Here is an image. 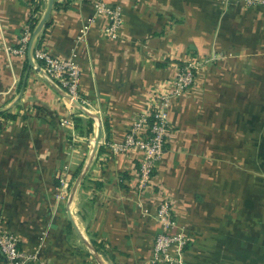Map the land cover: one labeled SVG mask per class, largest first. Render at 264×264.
<instances>
[{"label":"crops","instance_id":"1","mask_svg":"<svg viewBox=\"0 0 264 264\" xmlns=\"http://www.w3.org/2000/svg\"><path fill=\"white\" fill-rule=\"evenodd\" d=\"M94 1L55 0L33 46L78 64L83 106L10 51L49 0H0V231L28 264H160L167 200L173 232L190 238L173 264H264V8L104 0L124 16L110 37ZM188 63L195 85L172 102L166 151L139 192V154L111 146Z\"/></svg>","mask_w":264,"mask_h":264},{"label":"built area","instance_id":"2","mask_svg":"<svg viewBox=\"0 0 264 264\" xmlns=\"http://www.w3.org/2000/svg\"><path fill=\"white\" fill-rule=\"evenodd\" d=\"M242 1L250 8H264V0ZM94 6L98 15L108 19L107 35L116 37L124 24L122 10L107 4L104 0H95ZM31 36L32 33L26 30L19 41V46L10 48V51L21 58H26ZM32 58L35 64L41 65L45 77L57 82L71 101L83 106L87 104L80 93L81 71L78 64L70 59L54 57L42 47H34ZM198 66V63L181 65L172 88L155 94L148 110L134 120L125 140L111 146L112 152L116 154H139L136 186L139 192L143 193L153 183L156 167L166 151L170 107L175 99L181 98L194 87ZM157 220L163 232L158 234L155 240L154 261L160 264H173L178 261L180 263L190 238L179 232H173L176 223L169 201L163 200L159 204ZM0 250L8 264L29 263L30 256L19 250V240L13 234L0 231ZM174 253L178 257L173 256Z\"/></svg>","mask_w":264,"mask_h":264},{"label":"water","instance_id":"3","mask_svg":"<svg viewBox=\"0 0 264 264\" xmlns=\"http://www.w3.org/2000/svg\"><path fill=\"white\" fill-rule=\"evenodd\" d=\"M54 4H55V0H49L46 12H45L43 18L41 19V21L39 22L38 26L36 27V29L33 33V36L31 38V41L29 44L28 56H29L30 63L32 65L34 64L33 58H32V50H33L34 43L37 40L38 36L41 34V32H42L43 28L45 27V25L47 24L48 20L50 19V16H51L52 11L54 9ZM39 71H41V70L39 69ZM100 133H101V131H100Z\"/></svg>","mask_w":264,"mask_h":264}]
</instances>
